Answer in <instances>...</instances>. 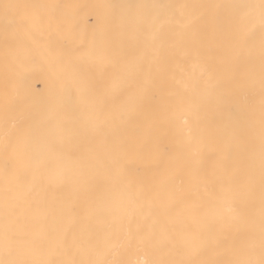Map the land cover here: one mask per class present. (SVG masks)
Listing matches in <instances>:
<instances>
[{
	"label": "bare ground",
	"instance_id": "obj_1",
	"mask_svg": "<svg viewBox=\"0 0 264 264\" xmlns=\"http://www.w3.org/2000/svg\"><path fill=\"white\" fill-rule=\"evenodd\" d=\"M42 4L38 34L20 25L0 61V236L16 234L13 258L211 264L248 246L258 258L261 0H211L195 35L122 0ZM28 8L12 21L34 19ZM233 210L241 222L223 229Z\"/></svg>",
	"mask_w": 264,
	"mask_h": 264
},
{
	"label": "rangeland",
	"instance_id": "obj_2",
	"mask_svg": "<svg viewBox=\"0 0 264 264\" xmlns=\"http://www.w3.org/2000/svg\"><path fill=\"white\" fill-rule=\"evenodd\" d=\"M17 1L19 2V0H16V1L15 0H0V55H1L0 61L14 57V56H11V54L16 50V45L18 43V38H19L17 36L18 31H19L18 29L20 27H21L20 28L21 30L27 32L26 33L27 35L31 33L28 30L31 27L34 26V29L35 28L38 29L37 27L39 26L38 25L37 27L35 26V24L37 23H36V17H34V16H37V13L39 14V18L41 19L40 23L43 22L42 21L43 15L41 13L42 12L41 10L43 9L42 3L44 2V0H40V2L39 0L37 1L38 4L40 3V7L38 8L39 10L38 9L36 10V8H34L36 7V0H33L32 2H30L31 0H28L27 6H29L30 8H28L27 15H28V18L29 16H32L35 19V21L34 19L30 17L28 19L29 23H27L26 21L24 22L22 21V23L20 24H18L19 16L16 13L17 8L14 7L15 12L11 11V9L13 10V7L7 10H5L4 8L5 4L12 5L13 3L14 5V2H16L15 4L18 5ZM112 1L119 2L120 0H112ZM122 1H126L128 6L131 9L142 13V22L151 21V22H158V24L159 23L165 24L168 26H179V27H183L186 29H190V30L192 29L191 30L192 35H195V31L193 30L194 27H200L203 25L202 23L205 21L206 14L208 12V7H209V4L211 3V0H122ZM29 2H30V5H28ZM12 14L13 16L11 17ZM16 18L18 20L17 23L13 22L14 19L16 20ZM28 25H31V27L30 26H29L30 28L27 27ZM41 25L40 27L42 29L41 28L39 29L42 30L43 32L44 24H41ZM36 29H35L36 34L32 32L33 36L30 35L32 39L34 38L33 41L35 40V37H36L34 36V34L35 35L38 34V32H36ZM30 30L33 31L32 29ZM25 32H23L22 35H24ZM28 40H31V39H28ZM28 43H30L28 45L30 49V45L32 43L34 44V42L31 43L30 41H28ZM5 56H8V57H5Z\"/></svg>",
	"mask_w": 264,
	"mask_h": 264
},
{
	"label": "snow or ice",
	"instance_id": "obj_3",
	"mask_svg": "<svg viewBox=\"0 0 264 264\" xmlns=\"http://www.w3.org/2000/svg\"><path fill=\"white\" fill-rule=\"evenodd\" d=\"M16 7H28L26 5H8L5 4V10ZM261 13H260V23L262 30H264V0H261ZM262 53H264V38H262ZM262 87H264V71H262ZM262 104H264V100H262ZM261 205H260V245H259V256L256 258V252L254 246H248L241 248L240 258L225 261V262H217L213 261L211 264H264V117H262L261 121ZM8 215L14 214V207L7 203L5 204ZM233 215L229 217H225L221 221V226L223 229H229L234 225H237L241 222L242 217L239 210H233ZM0 242H2V247L5 251L6 258L0 259V264H30L29 261L13 258L14 254L18 252L17 249V237L14 232H11L7 229L3 232L2 236H0ZM217 244H224L223 241L217 240ZM65 247L77 248V243L73 239L70 243L65 240ZM29 246H31V242H29ZM224 246L227 247L225 244ZM48 264H57V262L49 261ZM59 264H102L100 261L93 260H78V259H70L66 261L59 262ZM113 264H122V262H113ZM153 264H165V262H153ZM175 264H184V262H175Z\"/></svg>",
	"mask_w": 264,
	"mask_h": 264
}]
</instances>
